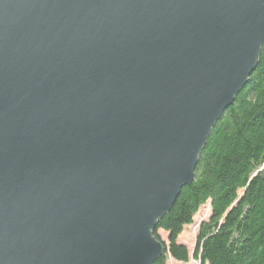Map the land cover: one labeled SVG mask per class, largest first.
<instances>
[{
    "label": "water",
    "instance_id": "1",
    "mask_svg": "<svg viewBox=\"0 0 264 264\" xmlns=\"http://www.w3.org/2000/svg\"><path fill=\"white\" fill-rule=\"evenodd\" d=\"M263 47L264 0H0V264H154Z\"/></svg>",
    "mask_w": 264,
    "mask_h": 264
},
{
    "label": "trees",
    "instance_id": "2",
    "mask_svg": "<svg viewBox=\"0 0 264 264\" xmlns=\"http://www.w3.org/2000/svg\"><path fill=\"white\" fill-rule=\"evenodd\" d=\"M211 215L199 226L194 259L200 264H264V47L256 70L211 131L191 185L182 188L171 211L158 223L169 234L165 254L188 263L178 243L200 208Z\"/></svg>",
    "mask_w": 264,
    "mask_h": 264
},
{
    "label": "rangeland",
    "instance_id": "3",
    "mask_svg": "<svg viewBox=\"0 0 264 264\" xmlns=\"http://www.w3.org/2000/svg\"><path fill=\"white\" fill-rule=\"evenodd\" d=\"M211 215V203L208 202L206 205L200 208L199 212L194 217L193 224L186 226L184 231L178 238V243L187 246L190 252V261L183 263L176 261L171 256H168L167 264H200L199 261L194 259V254L197 248V238L200 224L207 220ZM161 240L169 245V234L165 231H159Z\"/></svg>",
    "mask_w": 264,
    "mask_h": 264
}]
</instances>
